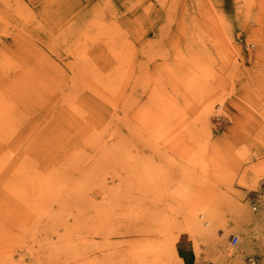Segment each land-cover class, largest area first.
Segmentation results:
<instances>
[{
  "label": "rangeland",
  "instance_id": "374dc122",
  "mask_svg": "<svg viewBox=\"0 0 264 264\" xmlns=\"http://www.w3.org/2000/svg\"><path fill=\"white\" fill-rule=\"evenodd\" d=\"M149 112L146 131L137 118ZM94 137L120 162L131 153L136 174L118 164L75 193L98 159ZM0 144V264H48L55 213L71 214L81 191L88 219L106 217L111 189L117 208L87 255L51 264H217L227 247L239 258L224 264H264V0H0ZM48 180L65 186L39 200Z\"/></svg>",
  "mask_w": 264,
  "mask_h": 264
},
{
  "label": "bare ground",
  "instance_id": "6f19581e",
  "mask_svg": "<svg viewBox=\"0 0 264 264\" xmlns=\"http://www.w3.org/2000/svg\"><path fill=\"white\" fill-rule=\"evenodd\" d=\"M45 3V8L46 9H48V7L46 6V2H44ZM54 3H55V1H54ZM112 4V3H111ZM140 4V3H139ZM56 5V4H55ZM108 6H110V5H108ZM24 8V7H23ZM102 9H104V8H102ZM107 9H110V8H107ZM131 10V9H130ZM55 11V10H54ZM105 11V9L103 10V12ZM21 11H19V13H20ZM24 12V11H23ZM53 12V11H52ZM31 13V12H30ZM29 13V14H30ZM102 13V12H101ZM110 13H112V12H110ZM26 14H27V12H26ZM99 14V13H98ZM103 14V13H102ZM31 15V14H30ZM100 15V14H99ZM23 16V15H22ZM25 16V15H24ZM29 16V15H28ZM32 17H36L37 15L35 14V12L34 11H32V15H31ZM30 16V18H32ZM104 16H106L105 14H104ZM110 17H112V15L110 16ZM114 17V16H113ZM29 18V17H28ZM36 19V18H35ZM96 20V19H95ZM95 20L94 21H92V23L93 22H95ZM98 20V19H97ZM111 20H113V19H111ZM110 20V21H111ZM28 21V20H27ZM106 21V20H105ZM24 22V21H23ZM23 22H22V25H23ZM76 22V21H75ZM101 22V21H100ZM99 22V23H100ZM26 23V22H25ZM32 23H33V19H32ZM35 23V22H34ZM94 24H97V23H94ZM101 24H102V22H101ZM99 25V24H98ZM106 25V24H105ZM25 25H23V27H24ZM61 26V25H60ZM73 26V25H72ZM76 26V25H75ZM88 26H89V24H88ZM93 26V25H92ZM102 26V25H101ZM112 26V25H111ZM69 27V26H68ZM90 27V26H89ZM88 27V28H89ZM96 27V26H95ZM94 27V28H95ZM103 27V26H102ZM73 28V27H72ZM85 28H87V27H85ZM80 29V28H79ZM93 28H91L90 30H92ZM100 29V28H99ZM107 29V28H106ZM85 30V29H84ZM87 30V29H86ZM108 30H112V29H109L108 28ZM117 30V29H116ZM72 31V30H71ZM73 32H76V29L73 31ZM93 32V31H92ZM112 33H113V30L111 31ZM115 32V31H114ZM118 32V31H117ZM89 33H90V31H89ZM94 33V32H93ZM92 33V34H93ZM109 33V32H108ZM70 34H72V33H70ZM82 34H84V33H82ZM97 34V33H96ZM106 34H107V31H106ZM105 34V35H106ZM111 34V33H110ZM115 34V33H114ZM116 34H118L119 35V33H116ZM18 35V34H17ZM74 35V34H73ZM76 35V34H75ZM85 35V34H84ZM88 35V34H87ZM94 35V34H93ZM92 35V36H93ZM101 35V38H102V35L103 34H100ZM100 35H98V37H100ZM112 35V34H111ZM19 36V35H18ZM64 36H66V34L64 35ZM72 36V35H71ZM91 36V37H92ZM97 36V35H96ZM96 36H94L95 38H96ZM91 37H88L87 39H89V38H91ZM98 37H97V39H98ZM103 37H104V35H103ZM111 37V36H110ZM114 37V36H113ZM68 38V37H67ZM87 39H85V40H87ZM94 39V38H93ZM96 39V40H97ZM107 39V38H106ZM192 39H193V37H192ZM66 40V39H65ZM90 40V39H89ZM92 40V39H91ZM103 40V39H102ZM80 41V40H79ZM93 41V40H92ZM97 41H99V40H97ZM97 41H95V43L97 42ZM108 41V40H107ZM106 42V41H105ZM111 42V41H110ZM109 42V43H110ZM84 43V42H83ZM82 43V44H83ZM104 43V42H103ZM3 44V43H2ZM77 44L78 43H76V47H77ZM97 44V43H96ZM106 44V43H105ZM79 45H80V42H79ZM78 45V46H79ZM84 45V44H83ZM94 45V44H93ZM106 45H108V44H106ZM111 45V44H110ZM109 45V46H110ZM88 46V45H87ZM108 46V47H109ZM112 46V45H111ZM119 46V45H118ZM85 47V46H84ZM89 47V46H88ZM125 47V46H124ZM23 48H24V46H23ZM110 48V47H109ZM75 49V48H74ZM81 49V48H80ZM113 49V48H112ZM111 49V50H112ZM79 50V49H78ZM110 50V49H109ZM121 50V49H120ZM81 51H82V49L80 50V53H81ZM84 51V50H83ZM85 52V51H84ZM263 52V51H262ZM82 54V53H81ZM83 55V54H82ZM88 55V54H87ZM101 55V54H100ZM109 56V55H108ZM130 56V55H129ZM85 57H87V56H85ZM131 59V58H130ZM101 60V59H100ZM118 60V59H117ZM103 61V60H102ZM105 61V60H104ZM193 61V60H192ZM195 63V62H194ZM193 63V64H194ZM196 64V63H195ZM109 65H110V63H109ZM118 65V64H117ZM133 66V65H132ZM195 66V65H194ZM112 67V66H111ZM115 68V67H114ZM127 68V67H126ZM129 68H131V67H128V69ZM195 70H198V66H196L195 67V69L193 70V72L191 73V76H190V79H188L187 81H188V83H191L192 81L194 82V80H195V77L197 76V74L200 72L199 70L198 71H195ZM124 71H125V69H124ZM123 71V72H124ZM127 71V70H126ZM129 71V70H128ZM96 72V71H95ZM98 72V71H97ZM102 72V71H101ZM114 72V71H113ZM112 72V73H113ZM107 73H108V71H107ZM109 73H110V70H109ZM121 73V72H120ZM94 74V73H93ZM127 74V73H126ZM96 75V74H95ZM115 75V74H114ZM113 75V76H114ZM128 75V74H127ZM126 75V76H127ZM130 75V74H129ZM104 76V75H103ZM103 76H100L101 78L103 77ZM106 76V75H105ZM123 76V75H122ZM92 77V76H91ZM95 77V76H94ZM99 77V78H100ZM130 77H131V75H130ZM99 78H97L98 79V82H99ZM105 78V77H104ZM108 78H109V76H108ZM121 79H122V77H121ZM126 80V79H125ZM108 81V80H107ZM124 81V80H123ZM110 82V81H109ZM89 83V82H88ZM100 84V83H99ZM116 84H118V83H116ZM100 85H102V84H100ZM104 87V86H103ZM114 87V86H113ZM121 87V86H120ZM107 88H109L108 86H107ZM110 88H112V86L110 87ZM116 88V87H115ZM119 88V87H118ZM117 89V88H116ZM116 89H114V90H116ZM107 90V89H106ZM113 92V94H114V90L113 89H111ZM110 90V91H111ZM116 92H118V91H116ZM112 94V95H113ZM117 94V93H116ZM121 94V93H120ZM119 95V94H118ZM151 95V94H150ZM161 95H162V93H161ZM160 95V96H161ZM114 96V95H113ZM155 96V95H154ZM155 98V97H154ZM157 99V98H156ZM107 101H109V100H107ZM158 102V101H157ZM159 103V102H158ZM171 104V103H170ZM170 104H168V106H167V108L166 109H172V106L170 105ZM167 105V104H166ZM113 106V105H112ZM117 106V105H116ZM114 108V107H113ZM150 113V112H149ZM88 116V115H87ZM141 117H138L137 118V120H138V122H139V125L141 124L142 125V128L144 129H146V131L148 130H154L155 129V126L157 125L156 123V121H157V119L154 117V116H152V114L150 113V115L149 116H144L143 114L142 115H140ZM86 116H84V118H85ZM117 118H118V116H116ZM82 121V120H81ZM129 121V120H128ZM136 122V121H135ZM137 123V122H136ZM86 124H87V121H86ZM127 124V123H126ZM130 124V123H129ZM132 125H134L133 123H132ZM136 125V124H135ZM134 125V126H135ZM161 125V124H160ZM159 125V126H160ZM134 126H132V127H134ZM95 127V126H94ZM136 127V126H135ZM137 127H139V126H137ZM162 127V126H161ZM130 128V130H131V127H129ZM128 128V129H129ZM164 128V127H163ZM162 128V129H163ZM188 128V127H187ZM91 129H92V127H91ZM138 129V128H137ZM142 129V130H143ZM190 129V128H189ZM95 130V129H94ZM132 130H133V128H132ZM142 130H140V132L142 131ZM157 130V129H156ZM188 129H186V131H187ZM93 131V130H92ZM120 131H121V129H120ZM135 131V130H134ZM162 131V130H161ZM160 131V132H161ZM191 131V130H190ZM133 132V131H132ZM159 132V133H160ZM188 132V131H187ZM84 133H86V132H84ZM103 133H106L105 131L103 132ZM102 133V134H103ZM120 133V132H119ZM159 133H157V134H159ZM91 134H92V132H91ZM123 134V133H122ZM125 134V133H124ZM133 134V133H132ZM139 134V133H138ZM88 135H90V134H88ZM107 135H108V133H107ZM111 135H112V133H111ZM110 134H109V136H111ZM129 135H130V132H129ZM134 135V134H133ZM141 135H142V133H141ZM195 135V134H194ZM102 136H104V134L102 135ZM115 136H117V134L115 135ZM131 136V135H130ZM140 136V135H139ZM143 136V135H142ZM191 136H193L192 135V133H191ZM97 137H99V136H97ZM97 137L95 138L97 141H95V140H93L92 142H93V144H91V146H90V148H91V150L93 151H95L96 149H98L97 150V152H98V159L92 164V165H90L89 166V168L91 169V170H89L88 168L87 169H85L84 171H81V172H79L80 173V175L81 176H83V181H80V182H83L82 184H77L75 187L74 186H72L71 188H69L70 190H73V192H77V191H79L80 189H81V187L83 186H92V183L91 182H93V181H89V180H87V179H85V178H88V179H92V177L95 175V176H97V174H95V172H108L107 170L108 169H111V170H114L115 169V167L118 165V164H121L122 166H123V168H129L131 171V173L132 174H136V173H134V168H132V166H130V164H132V163H135L134 162V159H133V156L131 155V153H128V155H125L124 156V160H122V162H120L119 161V159H120V157L118 156V157H115L114 155H113V153H112V151H111V153H110V151L108 150L109 149V147L107 148V144L105 145V146H101L102 148H100V142L102 141V139L101 138H98L97 139ZM101 137V136H100ZM118 137H119V135H118ZM126 137V136H125ZM195 137V136H194ZM86 138V137H85ZM92 138H93V136H92ZM91 138V139H92ZM117 137H110V139H109V137H108V141H112V140H115ZM120 138V137H119ZM192 138V137H191ZM107 140V139H106ZM89 141V140H88ZM87 141V142H88ZM123 141V140H122ZM85 142V141H84ZM113 142H115V141H113ZM117 142V141H116ZM89 143V142H88ZM87 143V144H88ZM95 143H97V144H95ZM109 144V143H108ZM112 144H114V143H112ZM1 145V144H0ZM85 145V144H84ZM89 145V144H88ZM111 145V144H110ZM114 145H116V144H114ZM2 146V145H1ZM78 146V145H77ZM129 146V145H128ZM117 147H118V145H117ZM122 148H123V146H121ZM21 148V147H20ZM84 148H86V147H84ZM114 148H115V146H114ZM125 148V147H124ZM123 148V149H124ZM130 148H132L131 146H130ZM113 149V148H112ZM119 150H120V148H119ZM7 151V150H6ZM75 151V150H74ZM73 151V152H74ZM128 151V150H127ZM84 152V151H83ZM96 152V153H97ZM116 152V151H115ZM131 152H132V150H131ZM69 153V152H68ZM88 153V152H87ZM5 154V153H4ZM73 154V153H72ZM89 154H90V151H89ZM92 154V153H91ZM93 154H95V153H93ZM119 154V153H118ZM7 155H8V153H7ZM69 155H70V153H69ZM83 155H84V153H83ZM120 155H122V154H120ZM10 156V155H9ZM86 156V155H85ZM95 156V155H94ZM68 157V156H67ZM79 157L82 159V158H84V156H80L79 155ZM78 157V158H79ZM89 157V156H88ZM4 158V157H3ZM75 159V160H79L80 161V158L79 159ZM87 158V157H86ZM90 158V157H89ZM92 158H94V157H92ZM1 159V158H0ZM68 159V158H67ZM91 159V158H90ZM2 160V159H1ZM73 160H74V158H73ZM88 160V159H87ZM64 161V160H63ZM83 161V159L81 160V162ZM140 161V160H139ZM138 161V162H139ZM76 162V161H75ZM75 162H73V163H75ZM88 163H89V160L87 161ZM141 162V161H140ZM78 164H80V163H78ZM78 164H76V165H78ZM83 164V163H82ZM58 165H60V164H58ZM57 165V166H58ZM62 165V164H61ZM75 165V164H74ZM73 164L71 165V163H70V165L69 166H74ZM75 165V166H76ZM133 165V164H132ZM143 165V164H142ZM141 165V166H142ZM66 166V165H65ZM64 166V167H65ZM68 165L66 166V167H69ZM62 168V169H65V168ZM77 167V166H76ZM85 167H87V166H85ZM5 168V167H4ZM92 168L93 169H95L94 171H92ZM45 169V168H44ZM49 169H52L53 170V168H49ZM69 169V168H68ZM83 169V168H82ZM117 169V168H116ZM24 170V169H23ZM32 170V169H31ZM35 170H36V168H35ZM42 170V169H41ZM40 170V171H41ZM67 170V169H66ZM122 170V169H121ZM133 170V171H132ZM26 171H29V170H26ZM25 171V172H26ZM46 171V170H45ZM48 171V170H47ZM46 171V172H47ZM135 171H137V169L135 170ZM22 172V171H21ZM35 172V171H34ZM39 172V171H38ZM58 172H59V170H58ZM65 172V171H64ZM110 172V171H109ZM30 173H33V172H31L30 171ZM43 173V172H42ZM42 173H40V174H42ZM61 173V172H60ZM72 173V172H71ZM75 173V172H74ZM76 173H78V172H76ZM89 173V174H88ZM21 174V173H20ZM35 174V173H34ZM33 174V175H34ZM48 174V173H47ZM56 174V173H55ZM67 174V173H66ZM113 174V173H112ZM122 174V173H121ZM151 174H152V170H151V168H147V171L145 172V178L147 179V180H149L150 179V176H151ZM26 175V174H25ZM28 175H29V173H28ZM38 175V174H37ZM44 175V174H43ZM73 175H75V174H72V176ZM114 175V174H113ZM112 175V176H113ZM130 175V174H129ZM34 176H36V174L34 175ZM38 176H42V175H38ZM52 175H49V177H51ZM63 176V175H62ZM66 176V175H65ZM140 177L142 176V175H139ZM19 178L20 177H22V176H18ZM24 177V176H23ZM31 177V176H30ZM44 177V176H43ZM47 177V176H46ZM53 177H55L54 175H53ZM67 177V176H66ZM69 177V176H68ZM106 177V176H105ZM125 177V176H124ZM33 178V177H32ZM34 178H39V177H34ZM48 178V177H47ZM99 178V177H98ZM117 178V177H116ZM127 178V177H126ZM132 178H133V176H132ZM165 178V177H164ZM9 179V178H8ZM35 179V180H36ZM40 179V178H39ZM39 179H37V180H39ZM42 179H44V178H42ZM46 179V178H45ZM44 179V180H45ZM53 179V178H52ZM152 179V178H151ZM19 180V179H18ZM44 180H41L42 182H44ZM56 180H57V178H56ZM55 180V181H56ZM121 180V179H120ZM162 180V179H161ZM10 181H12V180H10ZM76 181V180H75ZM32 182V181H31ZM34 182V181H33ZM41 182V183H42ZM46 182H48V183H42V184H44V185H42L40 188H41V194H40V197H39V200H43L46 196H48V195H50V194H58L59 193V191L61 192V190L64 188L63 187V185L65 184V182H62V183H64L63 185L60 183V186H58L59 185V183L58 184H56V182H58V180L55 182V183H52V180H51V184L49 183L50 181L48 180V181H46ZM79 182V181H78ZM77 182V183H78ZM136 182V181H135ZM159 182H161V181H159ZM18 183V182H17ZM73 183H74V181H73ZM96 183H98V182H96ZM101 183V182H100ZM107 183V182H106ZM119 183V182H118ZM118 183H117V185H118ZM19 184V183H18ZM72 184V183H71ZM76 183H74V184H72V185H75ZM107 185V184H106ZM151 185V184H150ZM155 185H156V183H155ZM65 186V185H64ZM96 186H98V185H96ZM104 186V185H103ZM108 186V185H107ZM106 186V187H107ZM120 186V185H119ZM137 186H138V184H137ZM153 186V185H152ZM157 186V185H156ZM18 187H19V185H18ZM34 187H35V185H34ZM92 187H94V186H92ZM106 187H104V189H106ZM154 187V186H153ZM22 188V187H21ZM20 188V189H21ZM98 188V187H97ZM126 188V187H125ZM129 188H130V186H129ZM135 188V187H134ZM89 189H91V188H89ZM96 189V188H95ZM100 189V188H99ZM110 189V188H109ZM143 189V188H142ZM23 190V189H22ZM159 190V189H158ZM24 191H26V189L24 190ZM24 191H22V192H24ZM68 191V190H67ZM89 191V190H88ZM132 192L133 191H131V194H132ZM158 191H156V193H157ZM161 192V191H160ZM80 194H81V196H79V198L77 199V201H76V203H77V207H76V205H74V204H72V202L68 205V212H71L72 211V209H73V214L74 215H72V213L71 214H69V213H67V209H62V210H60V212H54L55 213V215H54V218L51 220V222L49 223V229H48V231H49V234H55V237H56V241L54 242V243H52V242H50V243H47L46 241L44 242V244H41L47 251L45 252V253H48L49 255H48V260H47V262H48V264H51V260H53V259H55V258H61V257H65L66 259H68V260H72V261H74V263H78V259H79V261L81 260V258H83L85 255H84V253H86V251L89 249V246H88V236H89V234H93V233H99L101 230H103V228L105 227L104 225H105V223H106V221H103L104 220V218H106L107 217V215L109 214V212H112L115 208H117L116 207V203L117 202H119L118 200H119V195H118V192L116 191V190H112L111 189V191H103V194L101 195L102 196V198L103 199H100V200H103L104 202H105V204H106V210H107V212H106V217H105V213H104V209L103 210H99V209H97L96 210V214H95V216L93 217V216H91V217H93V219L92 220H89L88 219V217L86 216V214H87V212H86V210L85 209H87L88 207V199H87V196L86 195H83V193H81V191L79 192ZM89 193V192H88ZM87 193V194H88ZM91 193V192H90ZM126 193V192H125ZM31 194V193H30ZM29 194V195H30ZM62 194V193H61ZM67 195V194H66ZM74 195V194H73ZM89 195V194H88ZM92 195V194H91ZM90 195V196H91ZM124 195H126V194H124ZM128 195V197H129V194H127ZM161 195H162V193H161ZM28 196V195H27ZM35 196H38V195H36L35 194ZM57 196H59V195H57ZM61 196V195H60ZM72 196V195H71ZM70 196V197H71ZM89 196V197H90ZM99 196V195H98ZM30 197V196H29ZM31 197H33V195L31 196ZM43 197V198H42ZM51 197H52V195H51ZM70 197L69 196H67V197H65V198H69V200H70ZM74 197V196H73ZM52 198H54V197H52ZM65 198H64V200H65ZM94 198V197H93ZM36 199V198H35ZM59 199V198H58ZM126 199V198H125ZM68 200V199H67ZM95 200V199H94ZM132 200V199H131ZM50 201V200H49ZM63 201V200H62ZM97 201H99V200H97ZM57 202V201H56ZM60 202V201H59ZM38 203V202H37ZM46 203H48V201L46 202ZM63 203V202H62ZM66 203V202H65ZM101 203V202H100ZM34 204V203H33ZM57 204V203H56ZM93 204V203H92ZM103 204V203H102ZM101 204V205H102ZM119 204V203H118ZM40 205V204H39ZM104 205V204H103ZM108 205V206H107ZM120 205H121V203H120ZM36 206H38V205H36ZM36 206H33L34 208L36 207ZM39 207V206H38ZM38 207H36L37 209H38ZM91 207V206H90ZM130 207V209H131V207H133V206H129ZM137 207V206H136ZM41 208V207H40ZM39 208V209H40ZM60 208H62V204H60V206H58L57 207V209H60ZM72 208V209H71ZM128 208V207H127ZM135 208V207H134ZM32 209V208H31ZM36 209V210H37ZM133 209V208H132ZM131 209V210H132ZM34 210V209H33ZM32 210V211H33ZM75 210H76V213H75ZM92 210V209H91ZM140 210V209H139ZM58 211V210H57ZM95 211V210H94ZM126 211H128L127 209L124 211V213H125V215H127V216H129L130 218L132 217L131 216V213H130V215H128L127 213H129V211L126 213ZM135 211V210H134ZM134 211H131V212H134ZM139 213V212H141V211H135V213ZM28 214V213H27ZM92 214V212H90V215ZM140 214V213H139ZM37 214L35 213V211L32 213V216H36ZM42 215V214H41ZM93 215V214H92ZM133 215H134V213H133ZM161 215V214H160ZM19 216L21 217V215L19 214ZM23 216V215H22ZM40 216V215H39ZM38 216V217H39ZM123 216V215H122ZM136 216H138V214H136ZM45 217V216H44ZM51 217V216H50ZM160 217V216H159ZM23 218L25 219V220H27L26 222H27V226H29L31 223L30 222H32V220H34L32 217H31V215H24L23 216ZM41 218V217H40ZM117 218V217H116ZM116 218H114V220L115 221H117L118 222V220L116 219ZM143 218V217H142ZM156 218V217H155ZM155 218H152L153 220L155 219ZM50 219V218H49ZM120 219V218H119ZM121 219H122V217H121ZM125 219V218H124ZM128 220H132V219H129V218H127ZM127 220V221H128ZM165 220V219H164ZM90 221V222H89ZM120 221H122V220H120ZM156 221H157V219H156ZM160 221V220H159ZM209 221H210V219H208V218H205L203 221H201V223H202V225H206V224H208L209 223ZM212 221V220H211ZM24 222V221H23ZM129 222H131V221H129ZM166 222V221H165ZM170 222V221H169ZM18 223H20V222H18ZM119 223V222H118ZM24 224V223H23ZM46 224H48V223H46ZM131 224V223H130ZM169 224V223H168ZM12 225V224H11ZM21 225V224H20ZM25 225V224H24ZM127 225V224H126ZM26 226V225H25ZM121 226V225H120ZM19 227V226H18ZM21 227V226H20ZM121 227H123V224H122V226ZM129 227V226H128ZM28 228V227H27ZM33 228H35V226L33 227ZM38 228V227H37ZM36 228V229H37ZM106 228V227H105ZM127 228V227H126ZM168 228V227H167ZM108 229V228H107ZM123 230L125 229V228H122ZM28 230V229H27ZM110 230V229H109ZM128 230H129V228H128ZM127 229H126V231H128ZM29 232H30V229L28 230ZM167 231V230H166ZM171 231V230H170ZM23 232H25V231H23ZM34 232H35V230H34ZM25 233H27V232H25ZM105 233V232H104ZM111 233L113 234V231H111ZM122 233H125L124 231L122 232ZM163 233H164V231H163ZM166 233V232H165ZM37 235V234H36ZM94 235V234H93ZM99 235V234H98ZM35 236V235H34ZM34 236H31V238L32 239H34V240H36L35 238H34ZM109 236H111V235H109ZM51 238H53L52 236H51ZM164 238V237H163ZM91 239V238H90ZM23 240V239H22ZM7 242H8V240H6ZM44 241V240H43ZM92 241V240H91ZM238 241H239V238H238ZM1 243H2V241H0ZM9 243V242H8ZM7 243V244H8ZM22 243V242H21ZM122 244V243H121ZM5 245V244H4ZM165 246V245H164ZM91 249V248H90ZM97 249V248H96ZM99 249V248H98ZM108 249V248H107ZM103 250H105V249H103ZM126 250V249H125ZM90 251V250H89ZM91 251H92V249H91ZM99 251V250H98ZM109 251V250H108ZM111 251V250H110ZM127 251V250H126ZM8 252V251H7ZM102 253V252H101ZM100 254V253H99ZM126 254V253H125ZM2 255V254H1ZM86 255H87V253H86ZM95 255V254H94ZM131 255V254H130ZM138 255V254H137ZM239 258V256H238V254H237V252L236 251H234V249H232V248H228L227 247V249L222 253V254H219L218 253V255L216 256V258H215V262L217 263V264H224V262H228V261H235L236 259H238ZM139 259H141V258H139ZM42 260V259H41ZM43 261V260H42ZM98 261V263L100 262V260H97ZM41 262V261H40ZM46 262V263H47ZM92 262H94V261H92ZM91 262V263H92ZM43 263H44V261H43ZM43 263H41V264H43ZM90 263V264H91ZM95 263H96V261H95ZM98 263H96V264H98ZM141 263V262H140Z\"/></svg>",
  "mask_w": 264,
  "mask_h": 264
},
{
  "label": "built area",
  "instance_id": "2783aa9c",
  "mask_svg": "<svg viewBox=\"0 0 264 264\" xmlns=\"http://www.w3.org/2000/svg\"><path fill=\"white\" fill-rule=\"evenodd\" d=\"M232 243L233 245H236L238 243V238L237 237L232 238Z\"/></svg>",
  "mask_w": 264,
  "mask_h": 264
}]
</instances>
